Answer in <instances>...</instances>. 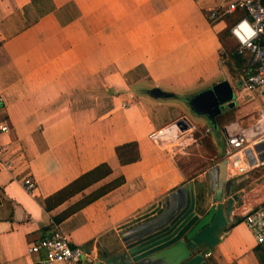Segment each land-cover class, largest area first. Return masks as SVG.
Here are the masks:
<instances>
[{"label":"crops","instance_id":"1","mask_svg":"<svg viewBox=\"0 0 264 264\" xmlns=\"http://www.w3.org/2000/svg\"><path fill=\"white\" fill-rule=\"evenodd\" d=\"M219 3L46 0L37 12L35 0H0V125L8 127L0 131V264H64L28 252L54 225L82 249V264H124L126 231L157 215L182 186L194 212L219 202L228 211L217 243L191 254L192 264L264 261V244L243 222L264 202L262 154H245V173L218 180L227 134L243 133L253 150L264 132V94L245 89L254 67L232 30L245 13L210 20ZM225 63L239 72L235 83L223 75ZM221 81L234 97L209 118L191 101ZM152 88L173 96L153 98ZM130 142L139 156L123 165L115 147ZM103 163L107 177L45 209L46 198ZM26 178L35 181L32 193ZM117 178L120 185L55 221Z\"/></svg>","mask_w":264,"mask_h":264},{"label":"water","instance_id":"2","mask_svg":"<svg viewBox=\"0 0 264 264\" xmlns=\"http://www.w3.org/2000/svg\"><path fill=\"white\" fill-rule=\"evenodd\" d=\"M148 94L153 98L173 96L160 88H152L148 90ZM233 97L228 82L221 81L201 91L191 104L195 107L196 103L202 102L206 109L201 112L210 118L219 114L222 105ZM175 125L180 130L188 128L183 120H178ZM263 148L264 143L256 144L253 150L250 148L247 151L246 156L252 157L253 151L259 153ZM259 157L264 160V154ZM218 172V180L223 182L226 178L225 159L220 162ZM191 196L186 187H180L161 202L163 209L157 215L126 231L124 255L127 258L124 264H192L194 259H190L191 254H199L203 249L211 248L217 243L220 232L227 225L228 211L223 210L219 202L208 209L201 207L203 212L198 214L193 210L194 200ZM207 201L205 194L201 202L206 204Z\"/></svg>","mask_w":264,"mask_h":264},{"label":"built area","instance_id":"3","mask_svg":"<svg viewBox=\"0 0 264 264\" xmlns=\"http://www.w3.org/2000/svg\"><path fill=\"white\" fill-rule=\"evenodd\" d=\"M199 2L201 0H193ZM219 5L211 9L208 18L215 20L221 16L233 14L237 11L245 13L232 28L240 48L247 50L251 55L252 72L244 78V87L247 91L260 90L264 94V0H219ZM243 28V29H242ZM2 98L0 95V104ZM264 118V111L260 113ZM8 127L0 125V131L6 132ZM264 143V132L255 140L254 144ZM248 140L243 133L227 134V147L224 159L226 171L229 175H240L247 171L249 164L245 162ZM264 154V148L259 151ZM22 185L27 192H33L35 181L26 178ZM243 222L253 235L256 244H264V202L249 209L243 215ZM43 250L47 260L64 264H82L83 251L78 246H71L57 225H54L50 236L41 238L32 244L28 252L38 253Z\"/></svg>","mask_w":264,"mask_h":264},{"label":"trees","instance_id":"4","mask_svg":"<svg viewBox=\"0 0 264 264\" xmlns=\"http://www.w3.org/2000/svg\"><path fill=\"white\" fill-rule=\"evenodd\" d=\"M243 59L237 61L239 63V67L243 63ZM115 154L118 158V161L125 165L135 162L138 159V146L135 142L126 143L123 145H119L115 147ZM111 173V168L108 164L103 163L101 165L96 166L95 168L88 170L87 172L81 174L78 178L74 179L72 182L67 184L62 189L58 190L51 196L45 199V209L49 210L52 209L59 204L63 203L64 201L70 199L74 195L80 193L87 187L97 183L98 181L102 180L103 178L107 177ZM123 182V178H117L114 181L104 185L103 187L97 189L96 191L92 192L88 196H86L79 204L75 205L70 210L66 211L62 214L59 218L55 219V221H60L66 215L80 209L81 207L85 206L86 204L96 200L106 192L114 189L118 185ZM261 264H264L263 260H260Z\"/></svg>","mask_w":264,"mask_h":264},{"label":"rangeland","instance_id":"5","mask_svg":"<svg viewBox=\"0 0 264 264\" xmlns=\"http://www.w3.org/2000/svg\"><path fill=\"white\" fill-rule=\"evenodd\" d=\"M45 2V3H44ZM44 5H46V0H35V6L34 7H36V11L37 12H39V8H40V10L44 7ZM234 46H236V45H234ZM222 73H223V75H225V73H226V76L228 75V76H230V80L233 82V83H235L236 82V80H237V75H238V73L239 72H237V71H235V70H231V68L229 69V65H228V63H225V64H223L222 65ZM138 87V86H137ZM137 87L135 88V89H137ZM211 126V125H210ZM211 128V134L212 135H214V136H217V134L218 133H220L221 131H219V130H215L216 128L215 127H213V126H211L210 127ZM219 136H221L222 137V134L220 133V134H218Z\"/></svg>","mask_w":264,"mask_h":264}]
</instances>
